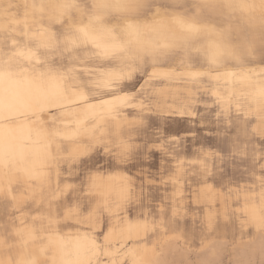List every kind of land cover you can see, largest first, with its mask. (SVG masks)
<instances>
[{
    "label": "rangeland",
    "instance_id": "obj_1",
    "mask_svg": "<svg viewBox=\"0 0 264 264\" xmlns=\"http://www.w3.org/2000/svg\"><path fill=\"white\" fill-rule=\"evenodd\" d=\"M122 2L124 6L110 3L100 10L96 0H0V62L14 61L18 49H34L41 32L54 34L59 40L75 35L97 12L103 13L105 24L117 30L125 20L151 19L171 10L206 16L220 27L229 25L242 50L243 63L250 70L262 69L251 72L253 76L264 75V23L255 26L236 3L229 2L226 7L202 0ZM246 43L251 45L252 55L246 53ZM127 56L129 62L143 64L149 72L155 67L160 76L152 87L163 90L166 101L164 115L154 111L147 117L150 127L146 132L134 134L130 124L116 122L107 129L114 148L120 145L132 153V159L118 170L130 177L132 189L131 215L121 223L129 220L147 225L145 235L135 240L137 244L130 238L116 240L119 252L114 264H264V210L260 207L264 202V134L254 129L259 125L257 111L246 112L244 106L235 109L215 99L211 94L214 82L207 72L210 69L195 49L185 54L180 47H131ZM52 58L54 68L68 64L58 54ZM118 63L110 61L109 66ZM141 82L137 74L129 87ZM248 107L253 109L251 104ZM181 111L185 115L181 116ZM52 150L44 184L33 185L30 192L17 182L13 190H0L3 242L12 239L8 237L18 224V213L23 221H32L42 229H83L98 239L94 228L99 224L90 223L84 215L92 199L87 177L83 173L79 178L69 176L63 153L55 146ZM146 153H150L148 159L144 158ZM89 163L93 169L101 165L104 173L117 171L111 163L105 164L102 156ZM251 206H259V211L249 213ZM108 220L105 216L106 230ZM133 245L140 249V261H133ZM15 250L0 251V257L14 258ZM52 250L47 251L50 256L44 264H54ZM111 260L102 252L80 264H112Z\"/></svg>",
    "mask_w": 264,
    "mask_h": 264
},
{
    "label": "bare ground",
    "instance_id": "obj_2",
    "mask_svg": "<svg viewBox=\"0 0 264 264\" xmlns=\"http://www.w3.org/2000/svg\"><path fill=\"white\" fill-rule=\"evenodd\" d=\"M122 1L125 0H96L100 10L110 6V3L124 6ZM202 2L226 7L229 2H234L237 8L251 16L255 26L264 23V0ZM103 18V13L97 12L91 16L87 25L81 27L91 25L111 31L115 38L125 43L127 51L131 47L140 50L180 47L185 54L191 49L197 50L210 69L207 72L214 82L211 89L214 98L225 106L232 105L235 109H242L244 106L246 112L257 111L259 125L254 126V129L264 134V75L253 76L251 72L262 69L250 70L243 63L242 50L238 41L232 38L229 25L220 27L206 16L171 10L161 11L151 19L125 20L117 30L113 25L105 24ZM244 46L246 53L252 55L251 45L246 43ZM32 49H18L14 61L0 62V190H13L12 185L17 182L30 192L33 185L44 184L53 156V147L49 149L31 132L30 119L23 114L34 103L33 92L26 79L30 73L22 71L28 67L25 57ZM249 104L252 105V110L248 107ZM260 207L264 210V202ZM248 209L249 213L256 214L259 206ZM17 216L18 224L10 230L8 237L12 239L5 240L6 242L0 240V251L15 247L16 254L14 258L8 255L0 257V264H44L50 256L47 251L51 249L54 251L51 258L54 259V264H80L102 252L114 264L119 252L116 240L121 239L123 242L130 238L134 240L132 244H137L135 240L139 241L145 235L147 227L145 222L125 220L114 232L109 233L111 242L105 246L101 242L94 245L92 241L97 238L87 230L61 232L42 229L32 221H23L20 213ZM132 251L133 261H140L142 255L139 247L133 245Z\"/></svg>",
    "mask_w": 264,
    "mask_h": 264
},
{
    "label": "snow or ice",
    "instance_id": "obj_3",
    "mask_svg": "<svg viewBox=\"0 0 264 264\" xmlns=\"http://www.w3.org/2000/svg\"><path fill=\"white\" fill-rule=\"evenodd\" d=\"M36 40V47L25 57L28 67L22 69L30 73L26 79L34 103L23 114L30 119V130L39 140L49 149L55 146L63 153L69 176L79 178L83 173L87 177L88 195L92 199L84 215L90 223L99 224L98 229L94 228L98 239L92 243L99 245L103 240L106 246L111 242L109 233L131 215L132 202L131 179L118 171L132 159V153L120 145L114 148L107 129L116 122L130 124L134 134L146 132L150 127L149 115L154 111L165 114L162 108L166 95L152 87L160 73L154 66L149 72L143 64L129 62L125 43L102 27H81L64 40L41 32ZM89 45L91 48L82 53L81 49ZM53 54L60 55L62 60L66 58L67 66L54 68ZM110 61H118V66H109ZM137 74L142 82L130 88ZM179 114L183 116L185 112ZM97 156H102L104 163H111L117 171L104 173L101 165L93 169L89 162ZM149 157L150 153L144 156ZM105 216L109 218L107 230Z\"/></svg>",
    "mask_w": 264,
    "mask_h": 264
}]
</instances>
